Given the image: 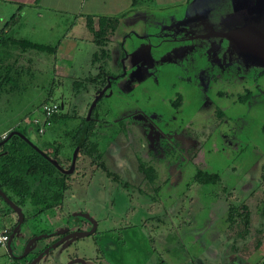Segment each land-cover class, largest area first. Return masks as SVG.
<instances>
[{
	"label": "rangeland",
	"instance_id": "374dc122",
	"mask_svg": "<svg viewBox=\"0 0 264 264\" xmlns=\"http://www.w3.org/2000/svg\"><path fill=\"white\" fill-rule=\"evenodd\" d=\"M238 1L235 0V3L238 2L235 6L239 10L243 3L242 0ZM218 2L220 0H203V4L196 6L199 11L196 13L185 6L160 10L154 5L148 11L133 10L120 19L115 32L108 34L106 49L109 57H101L93 64L94 67L90 65L91 68L89 64L92 54L98 49L91 42V34L83 18L79 19L77 15L61 10H37L32 6L18 12V8L10 4L0 5V32L5 28L6 35L11 38L53 46L65 41L73 57L71 60L69 56L62 57L64 60L57 59L63 64L56 66V57L47 52L28 50L12 53L9 62L16 58V66L23 70L18 89L0 97V133L30 122V118L46 100L61 105V115L71 116L72 123H77L80 117L86 115L92 99L101 89L100 85L85 80L94 77L98 72L97 67L104 64L109 72L108 77L116 80L110 86L113 94L107 99L112 107L108 117L112 122L122 121L126 125L128 132L126 137L120 136V144L126 150L125 155L132 161L131 168H135L134 157L138 156L145 166L150 164L157 169L152 186L145 184L141 186L142 191L130 192L132 194L128 195L130 199L127 205L121 208H118L119 198L114 200L112 206L107 196L115 185L112 182H107V195H94L91 201L85 202V207L72 198L70 204L55 212L54 216L59 218L51 216L50 222L54 228L63 224V216L74 204L75 209L86 208L98 219H112L113 222L107 220L104 225L100 222V228L111 227L115 222L116 225L131 226L136 231L152 233L153 238L147 244L154 245L159 251V257L161 254L167 264H264V131L261 129L264 123V79L258 83L253 81L248 75L250 67L247 66L251 62L247 59L245 67L236 52L231 55V63H226L229 55L225 50L229 43H223L221 36H210L207 43H201L200 48H188L182 52L183 46H193V43H181L183 38L192 36L189 33L192 27H182L186 23L196 26V22L201 19L202 27L213 25L231 28L236 23L240 25L242 10L233 14L230 10L232 0L224 4ZM263 2L245 0V23L251 10ZM14 13L17 18L11 26L5 27ZM170 20L180 22L176 21L170 27ZM183 20L186 21L181 23ZM125 39L126 43H122ZM171 39L174 42L170 43ZM213 40L217 43H211ZM149 44L152 45L151 55H159V58L152 65L147 60L146 64L140 65L139 51L144 47L143 55L147 58ZM168 51L172 57L180 56L177 59L168 56L162 59ZM15 54H18V58ZM224 54L225 59L222 58ZM137 55L138 59H135ZM213 55L218 56V60L213 59ZM204 59L224 67V70H229V74L234 72L245 76L239 78L235 75L231 78L227 75L222 81L220 76L223 71L219 67L218 70L207 69ZM251 65L255 74L264 71L263 63ZM215 76H218L219 81L212 79ZM75 81L85 82L82 88L75 91ZM131 82L142 83L127 96L125 94L129 87L126 86ZM121 88L122 93L119 92ZM245 88L251 91L252 97L250 101L240 102L237 96L244 94ZM181 93L183 106L175 112L170 103ZM48 95L51 96L50 100L47 99ZM134 106L135 117L127 116L130 107ZM218 109L223 112L220 117L216 114ZM147 117L160 132L167 133L171 129L173 137L168 139L159 135L164 143L160 140L159 146L150 148L148 138L156 130L149 125ZM223 123H227V126L222 127ZM223 128L229 130L226 132L228 134L222 136ZM60 129L61 126L56 127L57 132H48L40 137L33 133L28 136L33 142L54 140L55 144L58 143L61 147L59 157L67 166L70 157L69 141L62 136ZM128 139L133 143L130 144ZM106 162L108 167L114 169L113 161L107 159ZM78 165L85 164L79 162ZM197 167L208 173H217V184L202 186L193 182ZM168 168L171 169L169 175L165 172ZM168 177L172 182L166 181ZM155 187H158L157 190ZM229 203L237 207L248 205L250 229L246 237L236 234L240 230L238 227L233 230L227 228ZM25 212L27 215L31 213L29 205L25 206ZM45 216L42 214L39 217L36 230L49 229V221ZM155 217L160 218L162 224L152 220ZM22 232L23 235L15 238L11 244L15 254L22 247V239L30 237L28 226L22 227ZM157 233L163 234L164 241H160ZM256 236L263 237L262 245L257 249L254 247ZM50 241L36 243L33 253ZM96 252L91 238H78L68 247L60 245L51 250L39 264L46 259L51 260L50 264L58 261L66 264L76 255L91 257ZM29 260L30 255L25 258V261ZM136 260L138 264H144L142 256ZM136 260L132 259L131 264H137ZM21 263L22 260L11 258L7 249L0 247V264Z\"/></svg>",
	"mask_w": 264,
	"mask_h": 264
},
{
	"label": "flooded vegetation",
	"instance_id": "af4514ba",
	"mask_svg": "<svg viewBox=\"0 0 264 264\" xmlns=\"http://www.w3.org/2000/svg\"><path fill=\"white\" fill-rule=\"evenodd\" d=\"M228 1L229 0H220V2H218L217 4H219V3L224 4ZM238 2H236V3H238ZM236 3H235V0H232V5H231L232 7L230 10H232L233 14H236L238 11L242 10L241 11L242 16L239 19L241 22L240 25H237V23H236L231 28L215 27L213 25L212 26L206 25V26L202 27L201 22L203 20H201V19H200V21L196 22V26H194L192 23H186L185 25H183L182 26L183 28L184 27L187 28V26L192 27L191 31L190 30H189L190 32L188 31L192 36L187 37V38L186 37L183 38V42H181V43H193V46H183L182 52H185L188 48L189 49L193 48V47H194V49H196L197 47L200 48L201 43H207L206 40L210 36H212V37L213 36L214 37H220L221 36L224 39L223 43H229L228 46L226 47V50H225V52L228 53V55H229V58H227L226 63H231V60H232L231 55H234V52H236V54L240 55L241 62L245 63V61L247 62V59H248L249 62H251V63H249V65L247 64V66L250 67L248 75H249V77H251V79L253 81L258 83L262 79H264V71L259 72L257 74L253 73V72H255V69L252 68L251 64H255V63H257V64L263 63L264 64V2L258 3V7L253 11L251 10V13L248 15V21L246 23H245V0H242L243 4L241 5V8L239 10L235 6ZM223 7H224V5H223ZM186 15H188V14H186ZM176 21L170 20V24H171V25L169 24L170 27H173L175 25ZM185 21L186 20H183V21H181V23H183ZM234 31H236V32L240 31L241 35H242L241 38H237V37L234 38V36H233L234 34L227 36V34L232 33ZM126 41L127 40L125 39V40H123L122 43H126ZM169 42L170 43L174 42V39L169 40ZM148 43H152V42H148ZM177 43H180V42H177ZM211 43H217V42L213 40V41H211ZM151 49H152V45H150V49L148 51V57L149 58L148 57L146 58L143 55V53L145 52L144 47L140 49V51H139V59L141 60L140 65L146 64L145 60H147V63H149V61H150L151 65H152L153 61L156 62V58H159V55H155V57L153 55H151L152 54ZM173 49L174 48H172V50ZM172 50H171V52H172ZM171 52L168 51L167 53H165L164 56L162 57V59H165L167 56H168V58L171 57L173 59H177V57L180 56V55H177L175 57H172ZM174 53H176V52L174 51ZM137 54H138V51H137ZM225 56H226V54H224L222 58L225 59L226 58ZM137 57H138V55L135 56V59H138ZM236 57H238V56L236 55ZM212 58L213 59L216 58V60H218V56H216V55H213ZM204 61H205V59H204ZM205 62L207 65V69L210 68V69H217L218 70L219 65H217V64L213 65L214 63L213 64H212V62L210 63V59L209 60L206 59ZM247 66L245 63V67H247ZM219 69H221V71H223L221 76H220V79L222 81L225 79L223 77H225L227 75H229L230 77L231 76L233 77L236 75L239 78H243L245 76V75H240V74H237L234 72L232 74H229V70H224V67H219ZM216 72H218V71H216ZM224 72H225V75H224ZM108 76L105 77V81L103 82V84H98L101 86V89H100V91H98V93L94 96V98L91 101V104H92L94 99L97 98L95 106H93V109L90 110V106H91V104H90L88 111H87L86 115L84 116V117L89 118V119L92 116H94L93 119L96 122H95V128L93 130V133H95V135H93V136L91 135V136L85 137V138L82 137L79 139L80 142L82 139H87V140H90V141L96 143V146H97L98 150L100 151L98 161L93 159L88 154H82L80 152V146L78 144H76L77 140H75L74 138H72L70 136L64 135V130L66 127L63 123H53L51 121L50 126L42 134H39L38 132L36 134L34 131L35 130L34 126L30 125L27 127L26 132H27V136L30 133H33L37 137H40V136H42L48 132H57L55 130V128L61 126V129H60L61 132L60 133L62 134L63 137H65L69 141L70 157L67 159V160H69L67 166L61 162L62 159L59 157L61 147L58 143L55 144L54 140H51V141L37 140L36 142H33L30 140L29 136L26 137L23 135L24 137H26L31 142V144H29V145H31L33 148H35L37 151H39L42 155H44L52 163L55 162V164L53 163L55 165V167L61 173H63L65 175V179L68 180V182H69V188L65 191L64 198H63L60 206L54 208L50 212L44 213V215H46L45 218H47V220L49 221L48 222V228L49 229H42V230L47 231V232H42L39 234L48 235L45 239H43L41 241H46L49 239L51 241L48 244H46L42 249H40L37 253L29 254L30 260H29L28 264H30L31 260L33 258H35L40 251L45 249L51 243L58 241L59 239H62L63 237L69 235L73 231L92 232L89 235L82 237V238H86V237L91 238V241L93 242V246L97 250V252L94 253L91 257L90 256L89 257H87V256L80 257L81 259L85 260L86 264H113V256H114V259H116L115 255H114V253H116V252H118V257L120 256V258L125 261V264H126V259H130V260L135 259L136 260V258L138 256H142L144 258V264H167L164 257L161 254L159 257V253H158L159 251L154 248V245L147 244L149 239L151 241L153 238V235H151L152 233H150V232L148 233V231H145V230L136 231V230H133V227H131V226H127V225L119 224V223L116 225L115 222L112 223L111 227L106 228V227L102 226V228H100L101 227L100 222H102V225H104L107 220H109V222H113L112 219H110L109 217H104V218L98 219L95 216H93L90 213V211L86 210V208H83V209L76 208L75 209L74 204H71V207L72 206L73 207L72 208L69 207L70 210L67 211V214L65 216H63V218H64L63 224L59 225L57 228L56 227L54 228L50 222V219H52L51 216H53V218H55V219L59 218V216H54L55 212H58V210L60 211V209H62L63 206H67L68 203L70 204V202H71L70 200H72V198L73 199L75 198V200H74L75 202L79 201L78 203L80 204V206L82 205V207H85L86 203L89 200L91 201L92 197L94 195L100 196L101 193L107 195L106 189H107V186L109 184L107 182H112L115 184V185H113V188H112V191L110 192V195H107V196L109 199H111L112 206H114V200L116 198L117 199L119 198L120 204L118 205V208H121V206L124 204L127 205L126 202H128V200L130 199V196H128V195L132 194L130 192L142 191L143 189L141 188V186H145V184H146L149 187H151L152 184L154 183L153 178H154V175H156V171H157L156 167H154L153 165H150V164L148 166H145L144 163L141 162L142 159H140V157H138V156H135L134 157V159H135L134 163L136 166L134 169L131 168L132 167L131 166L132 161H131V159H129L125 155L126 150L123 148L122 144H120V143H122L120 136L126 137V133L128 132V130L125 128L126 125L124 123H122V121L112 122L111 120H109L108 116L111 115L112 107H111V104L108 103L107 99H108V97H110L113 94V89L110 86L113 84V82H116V80L114 78H111ZM212 79H215V81H219L218 76H215V78L212 77ZM134 81L135 80H133L132 82H134ZM132 82L130 83L131 85L129 84L128 86H126V87H129V90L127 91L128 93L125 94L127 96H128V94H130V92L134 91L138 87V85L140 83H142L143 81L140 83L136 82L134 84H132ZM122 90H123V88L119 89V92L122 93L121 92ZM206 91H211V90L206 89ZM202 92L205 93L204 91H202ZM216 92H218V91H216ZM218 94H222V93L218 92ZM251 97H252L251 91L249 89L245 88V93L238 95L237 99L240 102H244V101L246 102V101H250ZM121 101L123 102V99H121ZM97 103H99V106H96ZM170 104L175 109V112L178 111L179 108L181 106H183V94L182 93L179 94L174 99V101ZM57 105H58V112L55 115H61V108L62 107L59 104H57ZM127 105L129 106V104H127ZM220 109L223 110L222 108H220ZM221 110L218 109V111L216 113L218 117L223 115V112ZM127 116L133 117V118L135 117V106L130 107V114H128ZM136 118H138V116H136ZM147 118H148L147 120L150 123L149 125L152 128L155 127V130H156L154 132H151L152 133L151 136H149V134H148V136H149L148 140L150 141V144H149L150 148H154V146L155 147L159 146L160 140L163 139L162 137H160L161 135L165 136L168 139L173 137V134L170 133L172 131L171 129H168L167 133L166 132L162 133L157 129V126H155V124L151 121V119L149 117H147ZM75 124L76 123H72V121L71 122L67 121V125H66L67 129L73 127V125H75ZM225 126H227V123L222 124V127H225ZM261 129H262V131H264V123L262 124ZM228 130H229L228 128H223L222 136L224 133L228 132ZM11 131H12V129L8 131V135ZM226 134H228V133H226ZM161 141H162L161 143H164L163 140H161ZM129 142H130V144H131V142L133 143L132 140H129ZM46 143L49 146L48 147H42V145L46 144ZM57 147L58 148L60 147V150H59L58 154L56 155L57 158L60 159V162L59 161L57 162L52 156L53 152H54V148H57ZM74 152H75V155H74ZM155 153H157V152H155ZM107 159H109L110 161H113L112 165L114 166L115 170L112 167L107 166V162H106ZM78 161L83 162V164H85V165L79 166ZM197 168L201 169L200 167H197ZM196 169H195V172H196ZM201 170H204V169H201ZM116 172H118V173H116ZM165 172L168 173V175H169V173L171 172V169L168 168L167 170H165ZM195 172H194V175H195ZM107 179H108V181H106ZM218 180H219V178H218ZM166 181L172 182L170 177H168L166 179ZM193 182H194V180H193ZM195 183H197V182H195ZM202 186H204V185H202ZM205 186H209V185H205ZM211 186H213V185H211ZM157 188L158 187H155V190H157ZM112 201H113V203H112ZM245 206L248 208V211L250 214V209H249L248 205L245 204ZM18 207L21 209L24 219H23L22 224L20 225V228L15 233V235L17 234L19 236H22L23 235L22 227H24V226H28V232L30 230L33 232V225H34L35 220L30 219L29 214L28 215L26 214L25 206H23V207L18 206ZM8 209H11V208L6 203H4L2 201V199L0 198V226L4 225L5 227H8L10 229V232H9V239H10L11 233L17 224L18 216L16 213H14L12 211V209H11V211H8ZM32 212L33 211L31 210V213ZM119 215H120V210H119ZM136 215L137 214L134 215V219L136 218ZM39 217H41V216H39ZM39 217L37 218L38 220L40 219ZM152 220L158 221L159 223H161L160 221H162L158 217H155ZM248 228L250 229V226ZM151 229H153V228H151ZM63 230H65L64 233H61L59 235L55 234L56 231H63ZM39 234H36V235H39ZM157 234H158V238L160 239V241L161 240L164 241L165 237H163V234H161V233H157ZM256 234H258V233H256ZM259 234H260V232H259ZM32 236H34L33 233H32V235H30V237H32ZM168 236H170V235H168ZM30 237H28L25 240L20 251L18 253H16V255L22 252L26 241ZM76 239H78V238H76ZM76 239H74V240L70 239V240H68V242L66 241L68 244L67 247L72 242H75ZM159 239H156V240L159 241ZM178 239H179V237H177V240ZM146 245H149V247H146ZM30 248H36V246L32 245ZM106 255H107V257H105ZM75 257H79V256L76 255V256H74V258ZM24 261H25V258L22 259V262H24ZM47 261L48 260L46 259L44 261V263H42V264H46ZM136 263L138 264V260H136Z\"/></svg>",
	"mask_w": 264,
	"mask_h": 264
},
{
	"label": "trees",
	"instance_id": "16d2710c",
	"mask_svg": "<svg viewBox=\"0 0 264 264\" xmlns=\"http://www.w3.org/2000/svg\"><path fill=\"white\" fill-rule=\"evenodd\" d=\"M153 0H131L130 8L117 15H83L84 24L88 32L91 34V42L97 47V51L92 54V63L96 64L97 61L103 57L108 58L109 52L106 49L108 42V34L115 32L120 19L125 17L133 10H147L152 5ZM151 8V7H150ZM20 9V7H19ZM17 18L16 13L13 14L11 20L5 23V27L12 25L14 19ZM5 28L0 32V97L3 94H11L18 89V81L23 68L16 66L17 59L9 62L12 53L17 51L24 53L28 50H35L37 52H47L50 55H56L59 43L56 46L46 45L32 42L28 39H15L6 35ZM9 43V44H8ZM12 47H9V46ZM16 47V49L14 48ZM13 48V49H12ZM12 49V50H11ZM18 58V54H15ZM98 73L94 77L86 78L85 81H90L96 84H103L105 77L109 72L106 71L104 64L98 67ZM84 81V82H85ZM83 81H75L73 86L75 91L79 90L84 85ZM51 96L48 95L47 99L50 100ZM51 102V101H48ZM47 100L42 102L40 106L48 103ZM96 106H99L97 103ZM40 108V107H39ZM37 115V112L36 114ZM92 116L90 119L80 117L73 127L67 129V121H71L73 117L68 115H53L50 121L53 123H63L65 125L64 135L70 136L77 140L76 144L80 146L82 154H88L96 161L99 160L100 151L96 143L82 139L95 135L93 130L95 128V120ZM30 122L23 126L17 125L12 128V131H17L20 134L27 136V127L33 125ZM37 134V130L34 127ZM49 145L43 144L42 147ZM60 147L54 148L53 158L58 162L57 154ZM217 173H208L207 171L196 169L193 176L194 182L201 185H215L218 181ZM69 188V182L65 179V175L61 173L55 165L48 160L39 151L24 141L19 135H13L0 147V189L13 201L17 206L23 207L29 205L32 213L29 214L30 219H34L33 235L47 232L44 230H36L38 217L46 212L52 211L54 208L60 206L65 191ZM264 209V207H263ZM11 211V209H8ZM250 214L245 204L239 207L229 203L227 209V228L233 230L238 227L240 230L236 234L244 237L249 233ZM241 227H243L241 229ZM259 234V232H257ZM254 247L259 248L262 245L263 237H255Z\"/></svg>",
	"mask_w": 264,
	"mask_h": 264
},
{
	"label": "crops",
	"instance_id": "0c3cea01",
	"mask_svg": "<svg viewBox=\"0 0 264 264\" xmlns=\"http://www.w3.org/2000/svg\"><path fill=\"white\" fill-rule=\"evenodd\" d=\"M15 6L18 8V12L23 10L26 7L35 6L37 10H61L64 12L71 13L73 15H77L79 19L83 18L82 16L85 14L90 15H117L129 9L131 5V0H0V5ZM203 4V0H153L152 6H158V8H168V7H188L189 10L199 12L196 6H200ZM60 5V6H59ZM20 7V9H19ZM149 9H147L148 11ZM162 10V9H160ZM69 38V37H67ZM69 54V55H68ZM73 58L71 54V49L69 48L68 43H59V46L56 51V60H64L62 57ZM61 57V58H59ZM57 60L56 66L58 64H63ZM93 66L92 59L89 66ZM62 66V65H60ZM90 66V68H91ZM69 69V66H66ZM94 67V66H93ZM56 68V67H55ZM93 69V68H92ZM5 132V131H4ZM2 133V132H1ZM28 235H32V231L28 232ZM18 238L19 235H17ZM15 237V238H17ZM21 241V240H19ZM25 242V239H22L21 243ZM12 244V243H11ZM7 249V248H4ZM20 251V249H19ZM18 251V252H19ZM13 252V251H12ZM17 252V253H18ZM15 254V253H13ZM115 258L113 256L114 264H125V261L118 257V252L114 253ZM117 262V263H116ZM55 264H63L58 261ZM126 264H131L130 259H126Z\"/></svg>",
	"mask_w": 264,
	"mask_h": 264
},
{
	"label": "water",
	"instance_id": "95a60500",
	"mask_svg": "<svg viewBox=\"0 0 264 264\" xmlns=\"http://www.w3.org/2000/svg\"><path fill=\"white\" fill-rule=\"evenodd\" d=\"M234 34V35H233ZM230 35H233L234 38L237 37V38H241V32L240 31H234L232 33H229L227 34V36H230ZM97 101V98L94 99V101L92 102L91 106H90V110L93 109V106H95V103ZM13 135H19L24 141H26L28 144H31V142L26 138L24 137L22 134H20L19 132L17 131H11L9 133V135L7 136V138L0 143V146L3 145L7 140H9ZM74 155H75V152H74ZM74 159V158H73ZM73 162V161H72ZM55 164V162H53ZM0 198L2 199V201L4 203H6L14 213L17 214L18 216V220H17V224L16 226L14 227L12 233H11V236H10V239L7 243V253L8 255H10L11 258H14L16 260H22L24 258H26L29 254H35L37 253L38 251H36L35 253H33V249L34 248H30L32 245H35L37 242L45 239L48 235H44V234H39V235H34L32 237H30L24 247H23V250L21 253L19 254H13L12 252V247H11V243L12 241L15 239V237H17V234L15 235V233L17 232V230L20 228V225L22 224L23 222V213L21 211V209L14 204V202H12L9 197H7V195L0 189ZM82 215V214H81ZM66 230V229H65ZM65 230L63 231H56L55 234L59 235L61 233H64ZM90 233L92 232H84V231H73L72 233H70L69 235L63 237L62 239H59L58 241H55L53 243H51L49 246H47L45 249H43L42 251H40L37 256L35 258H33L30 262V264H39V261L45 256L47 255L49 252H51V250L59 247L61 244L65 247H67V242L68 240L70 239H76V238H82L84 236H87L89 235ZM67 241V242H66ZM48 260V259H47ZM51 261V260H50ZM50 261H47L49 264H50ZM66 264H86L85 263V260L84 259H81L80 257H75V258H72L70 259Z\"/></svg>",
	"mask_w": 264,
	"mask_h": 264
},
{
	"label": "built area",
	"instance_id": "2783aa9c",
	"mask_svg": "<svg viewBox=\"0 0 264 264\" xmlns=\"http://www.w3.org/2000/svg\"><path fill=\"white\" fill-rule=\"evenodd\" d=\"M58 112V105L55 102H48L37 110V115L32 117L31 123L36 128L39 134L44 133V131L50 126V118ZM8 136V131L0 133V142H2ZM10 229L5 226H0V247L6 248L9 241ZM21 264H28L27 261Z\"/></svg>",
	"mask_w": 264,
	"mask_h": 264
}]
</instances>
